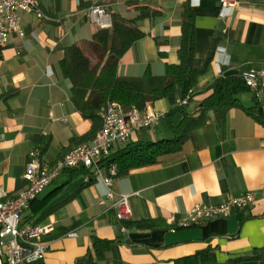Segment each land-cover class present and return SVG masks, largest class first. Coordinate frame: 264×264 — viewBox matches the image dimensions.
I'll return each instance as SVG.
<instances>
[{
  "label": "crops",
  "instance_id": "obj_1",
  "mask_svg": "<svg viewBox=\"0 0 264 264\" xmlns=\"http://www.w3.org/2000/svg\"><path fill=\"white\" fill-rule=\"evenodd\" d=\"M185 2L195 15V58H203L210 41L221 36L217 48L224 49L227 62L220 64L215 51L196 77V89L187 103V111H193L212 93L218 79L240 75L247 68L264 70V0H238L224 14L218 0H198L194 6L189 0H39L46 18L21 14L24 36L13 35L0 44L1 190L12 195L26 185L23 173L29 151L38 148L43 160L53 162L76 146L71 139L90 130L91 122L73 105L71 83L61 73L63 49L86 46L97 29L111 28L113 16L132 20L139 6H148L159 12L136 21L144 35L120 57L117 74L138 77L148 70L161 76L167 65L179 62L180 12ZM95 3L110 16L105 28L87 15V8ZM253 95L245 92L238 99L250 106ZM257 99L264 110V92ZM151 105L164 114L171 107L165 98ZM179 119L177 115L174 122ZM167 136L162 119L138 132L136 140ZM108 189L131 194L128 224L116 219ZM246 192L254 195L253 203L233 209L228 217L189 226L178 223L197 203L216 205ZM22 218L30 223L53 222L52 232L43 238L48 243L46 256L32 264H77L92 235L111 241L109 261L100 264H205L212 259L217 264H264V124L241 108H230L222 121L210 110L180 151L113 177L110 186L101 178L88 182L79 168L61 171L31 201ZM148 220L158 224L137 225ZM204 250L212 257L199 254Z\"/></svg>",
  "mask_w": 264,
  "mask_h": 264
},
{
  "label": "trees",
  "instance_id": "obj_2",
  "mask_svg": "<svg viewBox=\"0 0 264 264\" xmlns=\"http://www.w3.org/2000/svg\"><path fill=\"white\" fill-rule=\"evenodd\" d=\"M138 8L139 14L132 20L113 16L111 28L97 29L86 46L72 44L63 49L60 70L71 83V101L81 116L91 122L88 133L79 139H71L74 145L95 136L102 125L99 111L107 101H115L124 107L135 105L140 109L162 98L171 104L163 118L167 137L155 141L138 138L111 150L102 160L101 168L105 171L109 165H116L117 173L114 177L124 175L131 169L152 165L159 157L180 151L190 131L206 121L210 110L215 113L216 119L222 121L230 108H241L247 115L264 124V110L255 95L250 106H244L238 99V95L250 91L240 75L226 76L215 81L212 93L199 102L193 111H187V103L196 89V77L205 71L213 59L222 37L210 41L203 58H195V15L186 2L180 12L181 35L177 50L179 62L167 65L161 76H154L148 70L138 77L119 76L117 64L120 57L134 41L144 35L136 26V21L159 12L148 6ZM184 98L188 99L186 104L177 103V99ZM177 115H180V119L175 123ZM79 170L87 174L83 167ZM94 179V176H89L88 182ZM123 223L128 224L129 221ZM157 224L156 220H148L137 225L151 228ZM110 243L109 240L92 235L86 254L76 260L77 264L109 261L107 251ZM199 254L211 256L207 250ZM112 264L119 263L113 261ZM205 264L217 263L212 259Z\"/></svg>",
  "mask_w": 264,
  "mask_h": 264
},
{
  "label": "built area",
  "instance_id": "obj_3",
  "mask_svg": "<svg viewBox=\"0 0 264 264\" xmlns=\"http://www.w3.org/2000/svg\"><path fill=\"white\" fill-rule=\"evenodd\" d=\"M191 6L198 3L189 0ZM219 11L224 14L235 7L238 0H218ZM32 14L39 19L46 18L39 0H0V44H5L13 35L24 36L21 26V13ZM87 15L98 27L105 28L110 23V16L98 4L87 8ZM220 64H226L224 49H216ZM240 76L249 90L259 98L264 92V70L243 69ZM187 98L178 100L186 104ZM101 128L88 141L72 147L61 158L49 162L42 159L41 152L35 148L28 153L23 179L26 185L12 195L0 189V264H32L42 261L48 249L44 237L53 230V222L30 223L23 221L22 214L45 187L63 170L83 167L87 178H101L106 186L111 185L117 173L115 164L107 171L101 168L114 146L124 145L136 140V134L145 128H151L164 118V113L154 106L138 108L135 105L124 107L115 101H107L100 109ZM131 194H115L108 189L107 199L115 217L120 222L130 221L132 210L129 203ZM254 195L246 192L241 196H231L216 205L197 203L179 220L180 226L196 225L215 217H228L235 208H246L254 201ZM125 230V227H121ZM74 236V232L69 233Z\"/></svg>",
  "mask_w": 264,
  "mask_h": 264
},
{
  "label": "rangeland",
  "instance_id": "obj_4",
  "mask_svg": "<svg viewBox=\"0 0 264 264\" xmlns=\"http://www.w3.org/2000/svg\"><path fill=\"white\" fill-rule=\"evenodd\" d=\"M22 13H23V12H22ZM22 13H21V14H22ZM247 93H248V92H247ZM146 131H149V130H146Z\"/></svg>",
  "mask_w": 264,
  "mask_h": 264
}]
</instances>
